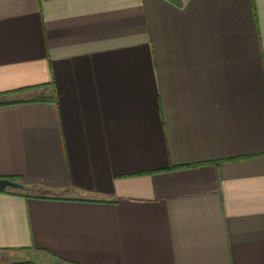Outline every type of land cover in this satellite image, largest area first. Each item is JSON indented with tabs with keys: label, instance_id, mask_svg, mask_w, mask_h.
<instances>
[{
	"label": "crops",
	"instance_id": "0c3cea01",
	"mask_svg": "<svg viewBox=\"0 0 264 264\" xmlns=\"http://www.w3.org/2000/svg\"><path fill=\"white\" fill-rule=\"evenodd\" d=\"M0 93L7 264H264V0H0Z\"/></svg>",
	"mask_w": 264,
	"mask_h": 264
},
{
	"label": "water",
	"instance_id": "95a60500",
	"mask_svg": "<svg viewBox=\"0 0 264 264\" xmlns=\"http://www.w3.org/2000/svg\"><path fill=\"white\" fill-rule=\"evenodd\" d=\"M24 184L10 179L8 177H0V189H8V188H23Z\"/></svg>",
	"mask_w": 264,
	"mask_h": 264
},
{
	"label": "trees",
	"instance_id": "16d2710c",
	"mask_svg": "<svg viewBox=\"0 0 264 264\" xmlns=\"http://www.w3.org/2000/svg\"><path fill=\"white\" fill-rule=\"evenodd\" d=\"M4 94L5 93H0V105L14 102V101L5 99ZM8 178L13 179V180H17V179H15V177H8ZM23 184L25 186V183H23ZM0 191L3 192V191H6V189H0Z\"/></svg>",
	"mask_w": 264,
	"mask_h": 264
},
{
	"label": "rangeland",
	"instance_id": "374dc122",
	"mask_svg": "<svg viewBox=\"0 0 264 264\" xmlns=\"http://www.w3.org/2000/svg\"><path fill=\"white\" fill-rule=\"evenodd\" d=\"M47 256H52L46 253ZM7 256L8 254H6V252L4 251H0V264H7Z\"/></svg>",
	"mask_w": 264,
	"mask_h": 264
}]
</instances>
